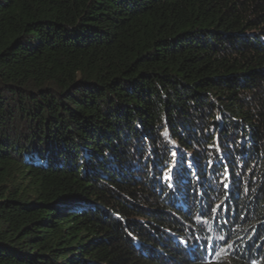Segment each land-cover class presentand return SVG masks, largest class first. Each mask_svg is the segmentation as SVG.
<instances>
[{
  "label": "trees",
  "instance_id": "1",
  "mask_svg": "<svg viewBox=\"0 0 264 264\" xmlns=\"http://www.w3.org/2000/svg\"><path fill=\"white\" fill-rule=\"evenodd\" d=\"M0 264H264V0H0Z\"/></svg>",
  "mask_w": 264,
  "mask_h": 264
},
{
  "label": "clouds",
  "instance_id": "2",
  "mask_svg": "<svg viewBox=\"0 0 264 264\" xmlns=\"http://www.w3.org/2000/svg\"><path fill=\"white\" fill-rule=\"evenodd\" d=\"M218 220H216V226H212L209 220L202 222L207 227L205 230L207 234L198 236L194 230L192 235H186L187 239L184 236L175 235L172 240L176 244H180L181 249L188 254L190 260L201 259L212 262L221 253L223 245L229 243L230 246V238L224 235Z\"/></svg>",
  "mask_w": 264,
  "mask_h": 264
},
{
  "label": "snow or ice",
  "instance_id": "3",
  "mask_svg": "<svg viewBox=\"0 0 264 264\" xmlns=\"http://www.w3.org/2000/svg\"><path fill=\"white\" fill-rule=\"evenodd\" d=\"M165 136H167V133H165ZM177 172H179V166H177Z\"/></svg>",
  "mask_w": 264,
  "mask_h": 264
}]
</instances>
